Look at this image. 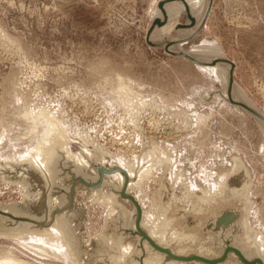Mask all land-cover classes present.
I'll use <instances>...</instances> for the list:
<instances>
[{
	"label": "rangeland",
	"instance_id": "obj_1",
	"mask_svg": "<svg viewBox=\"0 0 264 264\" xmlns=\"http://www.w3.org/2000/svg\"><path fill=\"white\" fill-rule=\"evenodd\" d=\"M185 2L194 23L175 0H0V207L20 202L23 181L33 183L23 173L9 179L14 183L2 179L17 168L52 181L64 157L77 165L111 163L130 170L128 192L141 201L142 221L165 208L179 218L164 238L172 247L173 228L190 229L184 220L195 221L192 211L208 192L223 186L213 201L221 206V197L240 196L230 206L245 215L248 245L264 260V126L228 102L230 66L212 65L215 58L232 62L233 98L264 117V0H211L207 13L208 0ZM80 140L83 155L76 154ZM241 172V185L230 187ZM113 181L105 178L111 187L84 201L81 232L85 242L102 240L114 251L110 258L121 252L100 234L116 209L132 210L110 198ZM47 204L52 210L60 200ZM225 208L235 210L215 211ZM66 221V239L59 231L0 234V264L78 262ZM201 236L182 244H202ZM135 243L129 238L122 245L133 250ZM101 246L97 259L105 255Z\"/></svg>",
	"mask_w": 264,
	"mask_h": 264
},
{
	"label": "water",
	"instance_id": "obj_2",
	"mask_svg": "<svg viewBox=\"0 0 264 264\" xmlns=\"http://www.w3.org/2000/svg\"><path fill=\"white\" fill-rule=\"evenodd\" d=\"M176 1H178V0H176ZM179 1L185 3L184 0H179ZM181 55H183L185 58H187L189 60H192L194 63L201 64V63L197 62L196 60H194L193 58H191L190 56H188L187 54L181 53ZM217 61L225 63V64L230 66V74H229V81H228V87H227V100H228V102L234 106L241 107L244 110L248 111L258 122H260L264 126V117L261 114L256 112L253 108H251L247 104H244L242 102H236L232 98L231 88H232L233 80H232L231 70L233 69V63L227 59H224V58H215V59H213L212 65L216 64ZM72 139H73V141L75 140L74 137H72ZM73 141L71 142L72 148L75 144V142H73ZM80 142H81V145L78 146L79 150H78V152H76V154L81 153V152L83 153L82 141L80 140ZM87 148L91 150L93 148V145L91 143H89L87 145ZM89 164H90L89 167L78 168L77 165L73 164L72 160H68L64 157L59 161V163L57 165V168L59 171L55 175V178H53L52 181H51V178H49V177L46 178L43 174H42L43 175L42 176L40 173L35 171L34 174H36L38 179H39L37 182H33L31 184L29 182L23 181V184L25 185V187L23 188V191H24L23 193L26 194L27 197H24V194H22V198H21L20 202L8 203L6 205L10 206V207L12 205H15L22 212H33V211L38 210L40 206L43 208V210H45L46 207L43 204V202H41V201H43V200L46 201L47 198H49L51 200H57L58 199L62 202L66 201L65 204L62 205V207L60 209H63V212H65V213L70 211L66 215V218L69 220V223H70L71 228H72V232H73V234L77 240L78 258H79V262H81L79 264H110V262H111L110 261V256H111L110 254H114V251L102 247V246H104V243L102 240H99V242H100L99 243V242H97L96 238H91V239H89L88 242H85L81 236V232L84 230L85 224L87 222V208L84 204V201H86V199L90 197L89 195H91V193H92L91 191H93V189H97L102 185L103 179L105 176L112 175V174L119 172L124 176L125 182L122 184V186L119 190V196L118 197L122 200H127L129 202V205H131L132 208L134 209V212H135V214H134V229L130 230L129 227H127V229L122 230L123 225H128L130 223L128 218H127L128 211L130 210V208L128 209L127 204H123L124 209L123 208L116 209L117 215L107 221L109 224L106 225L105 229L103 228V233L100 234L101 239L104 235L109 234L108 231L111 232L113 229L116 230L115 232L118 235H122L124 237V238H122L124 241H128L129 238H133V241H134V239L136 238L135 236H139L140 237L139 245H141L143 241H146L149 244V246L152 248V250H155V251L160 252V253L165 255V258H164L165 262L169 261V260H174V261H180V262H186V263L199 262L201 264H221L227 259L228 254L232 253L235 256H237V258L241 264H264L263 260L261 258L256 257L257 253L255 250H252V254L249 255L250 256L249 258H247L243 255V253L237 247L234 246L235 244L239 245L238 240L240 239V237H236V236H238V234H240V232L242 230L240 227V225H241L240 220H241L242 214L240 211L239 212L240 214L237 216L236 211L238 209H236L235 207H233L235 210L227 209V208H225L223 210H219L218 211V217L214 222V226H212V224H211L212 222H207L205 225V228L207 230H210L213 228L214 232L221 230V229H225V230L227 229V231H228L227 237L224 238L225 240L219 239L220 236L217 237V239H219V242H221V243L223 242V244H224L223 251H222L220 256L215 257V258H207V257H203V256H198L195 254H191V255L173 254L170 251V249L159 246L141 228L140 222H141V218H142V209H141V206L139 205L138 201L132 195V193H129L127 191V187H128V175H127V173L122 169L120 170L119 168H116L114 165L112 167L108 166V165L107 166L99 165V162L98 161L96 162L94 160L93 161L90 160ZM7 175L8 174L2 175V179L4 181H7V182L10 181V182L14 183L15 182L14 180H9V179H14V178H12L13 176L12 175L7 176ZM84 175H86L88 179L86 177H84ZM238 176L239 177H231L228 180L230 187H239L241 185L240 180H241V178H243L242 172ZM93 177H94V179L91 180L90 178H93ZM111 183L112 182H110V183L107 182L106 188H110L112 185ZM84 191L86 192V194H84L82 197L83 201L78 202V200H76V199L78 196H81V195L77 196V193L78 192L83 193ZM1 206H3V205H1ZM131 206H129V207H131ZM55 207H56L55 209H59V206H55ZM226 207H230V206H226ZM230 208H232V207H230ZM57 211L58 210H55L54 212L56 213ZM123 211H126V214H127L126 217L123 215ZM1 215H2L3 219H6V224H4L5 229H10V228L21 229L24 225H26L27 223L30 222L29 218H26L24 216H14L8 212H5L4 210L2 211V207H0V216ZM189 217H186V220H184L186 223L185 225L187 227L188 226L192 227L195 225L197 220L191 222L190 219L192 220V218H189ZM237 220H239V221H237ZM206 221H208V220L206 219ZM20 223H22V224H20ZM31 224L36 225L35 227L43 226V224H36L32 221H31ZM118 224H121V225H118ZM37 225H39V226H37ZM200 232L201 233L199 236L205 235V237H206L205 232H203L202 230ZM201 238L204 239L203 236H201ZM237 238H238V240H236ZM137 245H138V243L135 245L136 248H137ZM182 245H188V244H181V246ZM202 245L208 246L209 242L205 240V241H203L202 244L199 243L195 246L190 245L191 246L190 248L192 250H187V251L188 252L195 251L196 249H194V248L202 247ZM100 246H101L100 252H102V250H103L105 253V255L102 256L103 259H97L95 257V254H96L97 250L100 248ZM253 249H254V247H253ZM230 264H232V263H230Z\"/></svg>",
	"mask_w": 264,
	"mask_h": 264
},
{
	"label": "bare ground",
	"instance_id": "obj_3",
	"mask_svg": "<svg viewBox=\"0 0 264 264\" xmlns=\"http://www.w3.org/2000/svg\"><path fill=\"white\" fill-rule=\"evenodd\" d=\"M210 1L211 0H208V7H207V10H206V13L208 12ZM206 13L204 12L205 15H203V18H202L203 20L205 19ZM181 41H183V40H177V42H181ZM174 46H171V47H174ZM194 60H196V59H194ZM197 62L201 63V64H199V66H206V67L208 66L207 62H201V61H197ZM231 95H232V93H231ZM232 98H233V96H232ZM235 101L238 102L237 100H235ZM106 158H108V157H106ZM75 161L77 162V160H75ZM75 161H73V163L75 165H77L78 162L76 163ZM120 164H122V163H120ZM87 165H90V164L89 163H85L84 165H77V166H79L80 168H85V167H87ZM107 165L111 166V167L113 166L111 163L105 164L104 166H107ZM83 166H85V167H83ZM114 166L116 168H119L120 170L121 169L124 170L127 173V175H128L127 191H128V189H129V187H130V185L132 183L131 182L132 175L130 173V170L128 168L121 167L120 165L119 166L114 165ZM233 168H235V167H233ZM57 170H58V168H57ZM3 173H5V172H3ZM20 173H23V174L27 175L32 182H37L39 180L38 177H35L32 173L26 172L25 170H21V168L15 169L13 174L12 173L11 174L5 173V174L12 175L13 177L15 176V178H16V177L20 176ZM110 176H113L115 181H113L114 188L111 190L113 194H110L109 196H110L111 199H116V197L119 196V190H120L122 184L125 182L124 176L121 173H119V172H117L115 174H112V175L105 176L104 179H103L102 185L99 188H97V189H93V191H95L94 193H97L96 191H98V190L100 191V190L104 189V187L106 186L105 178L110 177ZM84 177L87 178L86 175H84ZM90 179L93 180L94 177L90 178ZM222 184H224V183H222ZM246 187H247V185H246ZM93 191H91V192H93ZM223 191L224 190H223V186H222V187H220L218 189V191L215 194L214 193H209V192L206 194L207 195L206 197H209L208 201H201L200 202L201 204H198L197 208L192 211V212H194V214H196V216H193V218L195 220H197V222L195 223L194 226L190 227V229L187 230V231H184V228L183 229L180 228L181 230H177L176 229L177 226H178L176 224L178 222L176 224L174 222L179 220V218H177L175 215H172L170 217L169 214L167 213V211H168L167 208H165L162 212L160 211V209L162 208L161 207L162 206L161 201H159V203H158V205L160 206V208H159L160 215H157L156 213L152 214L151 215V220L149 221V223H147L145 221H142V218H141V222H140L141 228L159 246L170 249V251L173 254H176V255H191V254H195V255L203 256V257H207V258L218 257V256L221 255V253L223 251V247H224L223 242L222 243L219 242V239L225 240L224 238L227 237L228 231H227V229L226 230L225 229H221V230H218V231L214 232L213 228L210 229V230H207L205 228V225H206L207 222H212L211 224H212V226H214V222H215V220L218 217V210H216L217 211L216 212L215 211V207H219V206L220 207H226V206H230V204H232V203L236 204L237 203V199L241 198L240 196L239 197H237L236 195L234 196V194H235L234 193L233 196L232 197L230 196L229 199H223V197H221L222 198L221 203L224 201L225 203L223 205H226V206H221V205L216 204L215 202H213L214 199L217 197L216 194L217 193H219V194L221 193L223 195ZM247 194L248 193H246V195ZM218 196H220V195H218ZM134 198L138 201V203H139V205L141 206V209H142L141 201L139 199H137L136 197H134ZM242 199H244L243 196H242ZM124 201H127V200H124ZM41 202H43V204L45 205L46 209L43 210V208L40 206L38 210L33 211V212H22L15 205H12L11 207L10 206H2V211L4 210L5 212H8V213H10V214H12L14 216H24L26 218H29L30 222L26 224L27 227H25V228H21V229H19V228L5 229L4 224H6V219H3L2 215H1L0 216V234L5 233V234H7L6 237H16L20 233H24L25 231H28V232H30L31 235L35 234L36 237H43V236H48V234L50 232L59 231L60 235H62V239H64L66 237V232L68 231L66 215L70 211L69 212L66 211L67 213H65V212H63V209H60V208L62 207V205L65 204L66 201H64V202L60 201L61 203L59 204V209H55L56 207H54V208H52V210H49V207H48V204H47V200L46 201L43 200ZM238 202H239V200H238ZM247 202H248V200H247V198H245L244 199V205H247L246 207H248V203ZM108 205L111 206L112 204L108 203ZM232 208H233V206H232ZM55 210H58V211L55 213L54 212ZM41 211H42V213H41ZM157 211H158V209H157ZM239 212H240V210L236 211L237 216L240 214ZM134 214H135V212H134L133 208L129 212L128 215L126 214V212H124L123 215L125 217L127 215V218H128L130 223L128 225H123L122 230L127 229V227H129L130 230L134 229ZM201 215L202 216L205 215V217H206L203 222L199 218V217H201ZM244 216L245 215L242 214L241 220H240V224H241L240 227H241L242 230H241L240 234H238V236H236V237H240V239L238 240V244L240 246L237 245V244H235L234 246L237 247L243 253V255L245 257L249 258L250 257L249 255L252 254L251 246H253V245L252 244H251V246H250V244L248 245V237H250V236H248V234L251 232L250 231L251 229L248 226L249 224L247 225V224H245V222H243V221H245L244 220ZM206 219L208 221L205 222ZM31 221L36 223V224H43V226L37 225L39 227H35L36 225H32ZM237 221H239V220H237ZM20 224H22V223H20ZM146 224H150L148 228L146 227ZM173 224H174V226L176 228L175 227L173 228V232L170 234V238L175 243L174 247L169 246V244L167 242H165V239H164L166 234H168L167 233L168 232V228L169 227L171 228L173 226ZM180 227H181V224H180ZM48 230H50V231H48ZM201 230L206 233V237H204L203 240H206V241L209 242L208 246L202 245V247L194 248L196 250L192 251V252H188L187 251V250H192L190 248L191 247L190 245H182L181 246V244L184 241L188 240L189 238L198 239V237H199L198 236V232L201 231ZM115 231H116L115 229H113L111 232L109 231L108 233L110 235L108 234L107 237L109 238V241L112 244H113V241L116 242V246L118 247V250H120L121 255L120 256L119 255H117V256L114 255L112 258H110V261H111L110 264H201L199 262L186 263V262H180V261H174V260H169V261L165 262L164 261L165 255L160 253V252H157L155 250H152V248L149 246V244L146 241H143L142 244L139 245V242H140V237L139 236H135L136 237L135 238L136 242L138 243L137 248L135 247V248H133V250L127 249V248H125L122 245V242H124V240L122 238H124V237L122 235H118ZM218 236H220L219 239H217ZM107 237H106V239H107ZM253 238H255L254 235H253ZM200 240H202V239H200ZM256 240H254V241H256ZM64 242H65V240H64ZM107 242H108V240H107ZM256 243H257V241H256ZM257 245H258V243H257ZM108 246L110 247L111 244L108 245ZM255 248H257V247H255ZM4 255H6V254L4 253L2 255V257ZM70 256H72V255H70ZM9 257H11V256H9ZM256 257L261 258L259 255H257ZM70 259L72 261V264H79L78 263L79 261L77 262V258H74V257L71 258L70 257ZM261 259L263 260V258H261ZM230 263H232V264H241L239 262L237 256H235L232 253H229L228 256H227V259L221 264H230ZM263 263H264V260H263Z\"/></svg>",
	"mask_w": 264,
	"mask_h": 264
},
{
	"label": "flooded vegetation",
	"instance_id": "obj_4",
	"mask_svg": "<svg viewBox=\"0 0 264 264\" xmlns=\"http://www.w3.org/2000/svg\"><path fill=\"white\" fill-rule=\"evenodd\" d=\"M176 1V0H175ZM179 1V0H178ZM181 2V1H180ZM184 2H185V0H184ZM183 5H184V8H185V11L187 12L186 14H187V17H188V19H189V21H191L192 23H194L195 22V20L193 19V17L190 15V12H189V9H188V5H187V3L185 2V3H183V2H181ZM189 56V55H188Z\"/></svg>",
	"mask_w": 264,
	"mask_h": 264
}]
</instances>
